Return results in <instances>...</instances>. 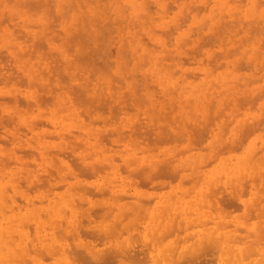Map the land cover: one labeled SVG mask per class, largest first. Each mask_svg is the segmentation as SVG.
Wrapping results in <instances>:
<instances>
[{
	"label": "rangeland",
	"instance_id": "1",
	"mask_svg": "<svg viewBox=\"0 0 264 264\" xmlns=\"http://www.w3.org/2000/svg\"><path fill=\"white\" fill-rule=\"evenodd\" d=\"M207 34L212 39H207ZM263 73L264 0H71V3L70 0H0V182L11 206L13 205L9 207L11 212H15L14 216L21 215L19 218L22 220L18 224L25 235L22 236L20 246L32 248L30 253L33 256L30 254L28 259L34 264L35 258L36 264H85L79 257L77 262L74 257L76 254L71 252L72 245L76 246L74 241L70 244L71 241L59 242V239H55L60 234L56 230L64 224L60 226L61 221L67 220L65 216L56 219L52 225L45 224L43 234L41 230L35 231V226L44 222L49 215V202L64 194L70 197V207L76 220L77 230L73 227L72 233L78 235V241L75 242L79 245L75 250L80 248L79 252H84V255L81 253L78 256L86 259L91 257V253L83 246L86 242L89 241L93 249L97 250L93 252L100 250L102 253L105 248L108 251L107 247L116 250V245L119 247L116 241L120 243L121 240L115 236L116 241H113V235L106 233L109 222L104 221L105 217L94 214L98 211L94 205L99 202L97 199H100L103 191L106 192L102 195L104 204L115 207V210L135 204L133 207L140 209L142 214L145 211V217L143 215V219L134 220L131 225H136L135 230L139 227V231L149 223L151 213L160 205L162 197L168 196V193L174 194L171 197V217L173 214L177 216L173 218L175 222L178 218L180 225L192 222L191 226L188 225L192 230L176 233L177 237L184 238L188 233L191 235L200 232L201 226L196 221L199 218L204 221L202 213L206 207L205 202L202 204L203 208L198 206L201 195L209 186L204 187L202 179L218 163L220 166L244 158L242 161L247 166L246 158L249 157L250 160L254 159L253 169L251 173L250 170L245 173L237 188L231 189L224 176L216 183L219 187L216 189L217 193L214 189L216 186H210L209 189L213 188L212 192L215 193L214 198L213 195L210 197L213 198L211 209L222 211L226 219L240 216L243 212L242 201L252 202L258 192L259 206L264 207ZM110 84H113L114 89ZM77 85L80 88H75ZM74 89L77 90V96L74 95ZM80 90H83L82 93H79ZM111 92L114 93V98ZM84 95L88 102L82 108L76 101L78 97H82L78 99V104L82 105L86 99ZM46 96L48 97L44 100ZM254 96L258 98L255 99ZM98 104L106 106L105 110L97 107ZM112 107L117 108L112 110ZM80 110L84 114L79 115ZM97 120H100L99 123ZM253 124L254 127L248 129ZM245 129L250 133L244 132ZM101 134L104 137L101 138ZM70 135L72 137H68ZM234 142L235 146L240 143L237 148H233ZM220 149L225 152H219ZM250 152L254 155L250 156ZM71 159L77 162L80 160L77 164H81L75 166H81L74 170L73 164L76 161L74 163ZM162 162L170 168L164 164L163 168ZM103 164L104 167H101ZM81 167L85 168H82L85 173L78 172ZM159 168L161 171L157 173ZM176 168L177 173L174 170ZM179 168L181 170L178 171ZM162 171L173 177H168ZM180 180L183 181V187H176ZM10 182L14 185L13 191L6 188ZM225 183L229 186L226 187ZM37 184L42 185L39 187ZM56 184L61 189L55 187ZM160 185L164 186L160 188ZM102 188L104 189L101 190ZM241 188L244 189L242 192L247 193L241 194ZM14 196L19 198L16 200ZM220 196L224 198L221 199ZM181 197L185 204L180 208L178 205ZM220 199L225 200L222 202ZM76 200L81 204L88 201V204L81 206ZM203 200L206 201V195ZM226 200H231L230 206L226 205L228 208L224 204ZM221 203L224 204L225 211ZM92 205L97 211L90 209L93 208ZM100 206L97 204V207L101 208ZM88 208L93 213L91 220L86 218L88 224L86 220L85 224H81V216L85 217L83 213ZM251 210L256 217L252 218L251 214L247 222L258 226L259 211ZM132 212H127L121 218L122 225L127 220L129 221L125 225L131 224L133 218L139 216V213L133 216ZM5 215L6 211L0 213L2 226L8 225ZM96 217L103 222L101 227L96 223L99 229L96 233L102 232L100 228L105 230L100 241L95 238H98L95 232L90 235L93 238L84 233L89 228L88 225L94 226ZM172 223L174 226L178 225ZM180 225L176 227L178 230ZM263 225L258 229L260 238L264 235ZM80 226L85 228L83 232ZM209 226L207 222L205 227ZM94 227L93 229L96 228ZM230 229L232 226L228 225L226 231ZM122 232L125 233L124 237L131 233ZM110 235L111 237H107ZM261 241L257 246L264 250V239ZM188 242L184 244L187 245ZM134 243L132 248L141 247L139 242ZM143 246L146 247L145 244ZM24 255L21 254V258ZM202 257L206 258V264L216 263L215 260L212 261V256ZM92 259L91 257L90 261L94 260ZM29 260L26 264L30 263ZM198 260L197 262L201 261Z\"/></svg>",
	"mask_w": 264,
	"mask_h": 264
},
{
	"label": "bare ground",
	"instance_id": "2",
	"mask_svg": "<svg viewBox=\"0 0 264 264\" xmlns=\"http://www.w3.org/2000/svg\"><path fill=\"white\" fill-rule=\"evenodd\" d=\"M40 2V1H39ZM70 3H71V0H70ZM147 3V2H146ZM206 3V2H205ZM168 4H171V3H168ZM66 5V4H65ZM68 5V4H67ZM70 5H72V4H70ZM198 5V4H197ZM254 5V4H253ZM255 5H256V3H255ZM254 5V6H255ZM123 6H124V4H123ZM150 6V5H149ZM168 6V5H167ZM69 6H67V8H68ZM166 7V6H165ZM170 7V6H169ZM197 7V6H196ZM37 8H38V6H37ZM66 8V9H67ZM125 8H127V6L125 7ZM69 9V8H68ZM166 9H168V7H166ZM214 10H215V8H214ZM213 10V11H214ZM251 10V9H250ZM61 11H63V10H61ZM255 11V10H254ZM64 12H66V10L64 11ZM64 12H61V13H63V15L65 14ZM215 12V11H214ZM213 12V13H214ZM62 15V14H61ZM8 18V17H7ZM206 18V17H205ZM205 18H203L204 20H205ZM181 21V20H180ZM220 21V20H219ZM227 21V20H226ZM260 21V20H259ZM205 22V21H204ZM248 22V21H247ZM233 23V22H232ZM109 24V23H108ZM200 24H202V23H200ZM204 24V23H203ZM221 24V23H220ZM228 24V23H227ZM180 25H182V24H180ZM199 27V26H198ZM216 28H217V26H215ZM218 27H219V24H218ZM258 28V27H257ZM219 29V28H218ZM217 30V29H216ZM260 31V30H259ZM248 32V31H247ZM216 33V32H215ZM214 33V34H215ZM96 36V35H95ZM206 37H207V39H209V38H211V37H209L208 36V34L206 35ZM212 39V38H211ZM210 39V40H211ZM215 39H217V37L215 38ZM251 39V38H250ZM211 42V41H210ZM32 52V51H31ZM125 53V52H124ZM228 53H230V52H228ZM126 54V53H125ZM214 54V53H213ZM216 54V53H215ZM255 54H256V52H255ZM24 55V54H23ZM219 55H220V53H219ZM217 56V55H216ZM256 55H254V57H255ZM211 57L212 58H215L213 55H211ZM210 57V58H211ZM257 57V56H256ZM253 58V57H252ZM256 59V58H255ZM246 64V63H245ZM239 65V64H238ZM238 65H236V66H238ZM241 65V64H240ZM219 67V66H218ZM242 69V68H241ZM93 71V70H92ZM76 72V71H75ZM94 72V71H93ZM95 73V72H94ZM175 73V72H174ZM264 74V73H263ZM77 77V76H76ZM126 78V77H125ZM249 78V77H248ZM259 78V77H258ZM250 79V78H249ZM254 80V79H253ZM118 81V80H117ZM250 81V80H249ZM87 82V81H86ZM112 82V81H111ZM119 82V81H118ZM83 83V82H82ZM98 83V82H97ZM101 83V82H100ZM35 84V83H34ZM88 85L90 84V83H87ZM99 84V83H98ZM213 84V83H212ZM36 85V84H35ZM80 85V84H79ZM88 85H86V86H88ZM111 85V87H113V89H114V86H112L113 84H110ZM110 85H109V87H110ZM137 85V84H136ZM214 85H215V83H214ZM59 86V85H58ZM240 86V85H239ZM41 87V86H40ZM51 87V86H50ZM71 87H74V85L73 86H71ZM76 87H78V85L77 86H75V88ZM78 88H80V87H78ZM77 88V89H78ZM91 88V87H90ZM89 88V89H90ZM239 88V87H238ZM53 89V88H52ZM52 89H51V91H52ZM56 89V88H55ZM82 89V88H81ZM112 89V90H113ZM38 90V89H37ZM40 90V89H39ZM76 89H74V91H75ZM88 90V89H87ZM246 90V89H245ZM77 91V90H76ZM76 91H75V94H74V92H72V95L74 94V95H76L77 96V94H76ZM81 91H83V90H80V92L79 93H82ZM113 92H115V91H113ZM84 93V92H83ZM118 93V92H117ZM106 94V93H105ZM111 94H112V92H111ZM114 94V93H113ZM111 95L112 97L114 96V95ZM73 95V96H74ZM95 95H97V94H95ZM95 95H93V97L95 96ZM258 96H259V93L257 94ZM79 96V95H78ZM107 96V95H106ZM122 96V95H121ZM216 96V95H215ZM48 96H46L45 98H44V100L47 98ZM84 97H85V95H84ZM95 97H97V96H95ZM261 97V96H260ZM264 97V96H263ZM49 99L48 100H50L51 98H50V95H49V97H48ZM74 97H72V99H73ZM77 98V97H76ZM76 98H74V99H76ZM82 98V97H81ZM81 98H77V101H76V104L77 105H79V106H83L84 105V103L87 101V97H85L84 99H85V101H84V99H83V103H81L82 105H80V103L78 104V99H81ZM100 98V97H99ZM106 98V97H105ZM114 98V97H113ZM122 98H124V97H122ZM133 98V97H132ZM254 98H255V96H254ZM258 98V97H257ZM257 98H255V99H257ZM89 99V98H88ZM95 99V98H94ZM97 99V98H96ZM253 99V98H252ZM255 99H253V100H255ZM17 100H18V98H17ZM135 100V99H134ZM47 101V100H46ZM81 101V100H80ZM94 101V100H93ZM92 101V102H93ZM99 101H100V103H101V99H99ZM103 101H105V99L103 100ZM106 101H108L107 99H106ZM125 101H126V99H125ZM140 101V100H139ZM25 102V101H24ZM29 102V101H28ZM74 102V101H73ZM88 102V101H87ZM86 102V103H87ZM92 102H90V103H92ZM122 102V101H121ZM246 103L248 102V101H245ZM18 103V102H17ZM89 103V104H90ZM103 103V102H102ZM107 103V102H106ZM118 103H119V101H118ZM240 103V102H239ZM18 104H21L20 102L18 103ZM24 104V103H23ZM50 104V103H49ZM128 104V103H127ZM211 104V103H210ZM245 104V103H244ZM91 105V104H90ZM92 105H93V103H92ZM98 105H100V104H98ZM97 105V107H101L102 105H100V106H98ZM117 105V104H116ZM124 105H126L125 104V102H124ZM197 105V104H196ZM238 105V104H237ZM253 105H254V101H253ZM253 105L251 106V107H253ZM113 106V105H112ZM118 106V105H117ZM122 106V105H121ZM138 106H140L139 105V103H138ZM241 106V105H240ZM106 107V106H105ZM105 107H101V110H105ZM123 107V106H122ZM239 107V106H238ZM237 107V108H238ZM83 108V107H82ZM81 108V109H82ZM103 108V109H102ZM115 108H117V107H114V109H113V107H112V110H115ZM92 109H95L94 107L92 108ZM92 109H91V111H92ZM111 109V108H110ZM131 110H132V108H130ZM139 109H140V107H139ZM99 110H100V108H99ZM139 111V110H138ZM79 112H81V114L80 113H78L79 115H82V114H84V113H82V111L80 110ZM90 112V111H89ZM106 112V111H105ZM113 112H115V111H113ZM117 112H118V110H117ZM116 112V113H117ZM110 113H112V111L110 112ZM90 114V113H89ZM137 116H138V113H137ZM8 117V116H7ZM114 117H116V116H114ZM12 118H13V115H12ZM85 118H87V115H86V117ZM138 118L139 117H137V121H138ZM164 118V117H163ZM196 118V117H195ZM117 119V118H116ZM232 119V118H231ZM84 120V119H83ZM9 121V120H8ZM95 122H96V120H94ZM98 121V120H97ZM100 121V120H99ZM99 121L97 122V123H99ZM136 121V120H135ZM38 122V121H37ZM41 122H43L44 123V121H41ZM166 122V121H165ZM39 123V122H38ZM254 124L255 123H257V122H253ZM8 124H10V123H8ZM163 124V123H162ZM254 124H253V126H248V129H250L251 127H254ZM258 124H260V123H258ZM46 125V124H45ZM198 125V124H197ZM249 125V124H248ZM252 125V124H251ZM257 125V124H256ZM166 126V125H165ZM39 127V126H38ZM56 127V126H55ZM161 127V126H160ZM162 127H164V126H162ZM257 127H259V126H256V128ZM206 128V127H205ZM263 128V127H262ZM222 129H224V128H222ZM259 129H261V128H259ZM164 130V129H163ZM253 130V129H252ZM251 130V131H252ZM254 130H256V129H254ZM179 131H180V129H179ZM248 132V133H250V131H248V130H244V132ZM106 132H109V131H106ZM122 132V131H121ZM124 132V131H123ZM126 132V131H125ZM163 132V131H162ZM188 132V131H187ZM28 133V132H27ZM183 133V132H182ZM63 134V133H62ZM243 134H245V133H242V135ZM102 135V136H101ZM100 136H101V138L102 137H104V135L103 134H101ZM111 135V134H110ZM109 135V136H110ZM114 135V134H113ZM183 135V134H182ZM190 135V134H189ZM241 135V136H242ZM45 136H50V135H46L45 134ZM51 136H52V134H51ZM55 136V135H54ZM66 136V135H65ZM107 136H108V134H107ZM172 136H174V135H172ZM184 136V135H183ZM245 136H247V134L245 135ZM53 137V136H52ZM67 137V136H66ZM68 137H72L71 135L70 136H68ZM242 137H244V136H242ZM241 137V138H242ZM10 137H8V139H9ZM101 138H100V140H101ZM66 139V138H65ZM158 140V139H157ZM245 140V139H244ZM70 141V140H69ZM193 141H197V140H193ZM242 141V140H241ZM240 141V142H241ZM31 142H33V141H31ZM157 142V141H156ZM171 142V141H170ZM244 142V141H243ZM66 143H68V141H66ZM70 143V142H69ZM235 143L236 142H234V147H233V145L231 146V148L233 147V148H237L238 146H239V144L237 145V146H235ZM238 143V142H237ZM242 143V142H241ZM256 143H257V141H256ZM75 144V143H74ZM82 144V143H81ZM131 144V143H130ZM196 144V143H195ZM198 144V143H197ZM227 143H225V145H226ZM243 144V143H242ZM241 144V145H242ZM132 145V144H131ZM228 145H229V143H228ZM227 145V146H228ZM66 146V145H65ZM194 146V145H193ZM67 147V146H66ZM241 147V146H240ZM70 148V147H69ZM75 148V147H74ZM73 148V149H74ZM82 148V147H81ZM195 148V147H194ZM197 148V147H196ZM203 148V147H202ZM205 148V147H204ZM229 148H230V146H229ZM230 148V149H231ZM189 149H192V148H189ZM228 149V148H227ZM30 150V149H29ZM63 150V149H62ZM188 150V149H187ZM236 150V149H235ZM21 151H22V149H21ZM51 152L53 151L52 149L50 150ZM57 151V150H56ZM177 151V150H176ZM225 152V150H219V152ZM255 151H257V150H255ZM27 152V151H26ZM59 152H60V150H59ZM64 152V151H63ZM62 152V153H63ZM66 152H68V151H66ZM66 152H65V154H66ZM219 152H217V154L219 153ZM249 152V151H248ZM29 153H31V151H29ZM58 153V152H57ZM69 153H70V151H69ZM68 153V154H69ZM91 153V152H90ZM93 153V152H92ZM256 153V152H255ZM30 155V154H29ZM67 155V154H66ZM69 155H72V154H69ZM93 155V154H92ZM174 155H175V153H174ZM176 155H177V152H176ZM249 155L250 156H253L252 155V153L250 152L249 153ZM34 156H35V154H34ZM37 156V155H36ZM68 156V155H67ZM73 156V155H72ZM88 156H89V154H88ZM63 157H66V156H64V154H63ZM76 156H74L73 158L74 159H76L75 158ZM37 159H38V156L36 157ZM74 159H71V160H73V162L74 161H76V160H74ZM119 159V158H118ZM244 159V158H243ZM243 159H240L239 161H234L233 163H230V162H226V163H224L223 165H220L219 166V163L217 164L218 166L216 167V168H212L213 170H211L208 174H207V176H205L203 179H202V185L205 187V185H206V187L207 186H209L208 187V190L207 191H204V192H206V193H204L203 192V195H201L202 197L200 198V200H199V206L198 207H200V208H203L204 206L202 205L203 204V202H205V205H206V210H205V208H203L204 209V211H205V213H204V211H203V213H202V217H203V219H204V221H202L200 218L198 219V220H201L200 222L197 220V219H195V220H197L196 221V223H199L198 225H200L201 226V229H200V232H198V233H196V234H189L188 233V235H190V237L188 238V235H186V236H184V238H183V236L180 238V237H177V235H176V233L177 232H182V231H186L187 232V230H192V227L190 228V227H188V225H190L192 222H190L189 221V223L190 224H181L180 225V222L178 221V218H177V222H179V223H177V222H175V218H173V217H177V216H175L174 214H173V216L171 217V209H172V205H171V202H172V198L171 197H174V194H172V193H168L167 195L168 196H164V197H162V201L159 203L160 205L159 206H157L156 208H155V211L153 212L152 211V213H151V216H150V218H149V223L148 224H146V225H144L143 226V229L141 230V231H139L138 230V228H137V230H135L136 229V225H134V227H132L131 225L133 224V222H134V220H140V219H143V215H144V213H145V211H143L144 213L142 214L141 213V211H140V209H138V208H136V207H128V206H124L123 208H121V209H118V208H116V210H115V207H113L112 208V206L110 207V206H108L107 205V203H105L104 204V202H103V197H102V195H105V193L106 192H104L103 191V194L101 195V192L102 191H100V193H99V195H101V197H100V199H99V197H98V199H97V201H99V202H97V204H98V206L99 205H101L100 207L102 208H99V207H97V204L95 203V205L94 206H96L95 208L97 209L98 208V211L97 210H95L94 209V206L92 205V207L93 208H90L92 211H93V209L95 210V211H97V212H95V211H93V212H95L94 214H95V216H98V217H100V216H102L103 218H104V221L105 222H109V224H105L106 226H107V234L109 235V234H111V235H113V237H112V239H114L113 241H116V238L118 237V238H120L121 240H119L120 241V243L118 242V241H116L117 243H118V248H117V245H116V250L113 248V247H107L108 249V251H106V248H105V250L104 251H106V252H100V250L98 251V252H93V251H97V250H94L93 249V247H92V245H91V243L88 241V242H86L83 246H84V248L86 249V251L88 252V253H91V257L94 259H92L93 261H90L91 260V257L90 258H88V259H86V257H81L80 255H81V253L84 255V252H82L81 251V253L79 252L80 250V248H77V250H75V247L77 246V245H79L77 242H75V241H78L77 240V238H78V235L77 234H74V233H72V228L74 227L76 230H77V227L75 226V223H76V220H74V213H73V210H72V208L70 207V205H71V202H70V197L67 195V194H64L63 196H61V197H59L58 199H56V200H54V201H48L49 202V205H50V207H51V209H50V211H49V215H48V217H47V219L44 221V222H41V223H39V224H37L36 226H35V231L36 232H38L39 230H41V232H42V234L44 233L43 231H44V228L46 229V227H44L45 226V224H54V222L56 221V219H59L60 217H62V216H65L66 218H67V220L65 219V220H63V221H61V223H60V226H61V224H63L62 226L64 227H60V229H58V230H56L58 233L60 232V234H58V236H59V238H58V236L56 237L55 236V239L57 240V239H59V242L60 241H62V240H68L69 242H70V244L74 241V244L76 245L75 247L72 245V247L73 248H71V250H70V248H69V251H71L72 253H74V255L76 254V256H74V257H76V259H77V262L79 261L78 260V258L77 257H79L80 259H81V261H82V259H83V263L85 262V264H200V262L202 263V264H206V258H204V257H202V256H212L211 258H213V260L212 261H216V263L217 264H264V250H261L258 246H257V243L258 242H260L261 240H263L264 239V235L263 236H261V238L259 237V231H258V229H259V227L260 226H262L263 224H264V207H260L259 206V202H260V196H259V192L256 194L255 193V199L254 200H252V202H248V203H246V202H244V201H242V204H243V212L241 213V215L240 216H236V217H234V218H230V219H226L225 218V214L222 212V211H220V210H218V209H216V210H214L213 211V209H211L212 208V203H211V200L214 198V194L215 193H217L218 191L216 190L217 189V187L218 186H216V183L218 182V181H220L219 179H222L223 178V176H224V178H227V182L231 185L230 186V188L231 189H235V188H237L238 187V185H241V183H242V177L245 175V173L247 172V171H249L250 170V173H251V171H252V169H253V165H252V161L254 160V159H251L250 160V158L249 157H247L246 158V163H247V166H244L245 165V163H244V161H242ZM80 161V160H79ZM78 161V162H79ZM6 162H7V160H6ZM14 162V161H13ZM77 161H76V163L75 164H73L72 163V161L70 162L69 161V163L71 164H73V167L78 163ZM170 162V161H169ZM207 163L209 162V161H206ZM9 163H11V161L9 162ZM168 163V162H167ZM8 164V163H7ZM79 164H81V163H79ZM79 164H77V165H79ZM105 165L107 164V163H104ZM104 164L101 166V165H99V167L101 166V167H104ZM164 164V162H162L161 163V165H163ZM165 165V164H164ZM164 165H163V168H165V167H167V168H170V166L168 165V164H166L165 165V167H164ZM169 167H168V166ZM35 166V165H34ZM81 166V165H80ZM79 166V167H80ZM90 165H88L87 166V169H89L88 167H89ZM79 167H74V170L75 169H78ZM101 167H100V169H101ZM108 167V166H107ZM107 167H105L106 168V170L108 169ZM151 167V166H150ZM65 168V167H64ZM83 167H81L80 169H81V171H78L79 173L81 172V173H83L84 172V170L83 169H85V168H83ZM91 168V167H90ZM104 168V169H105ZM160 168H162V167H160ZM160 168L158 169V171H157V173H159L161 170H160ZM181 168V167H180ZM178 169V171L179 170H181V169H186V168H181V169ZM97 169V168H96ZM126 169V168H125ZM189 169V168H188ZM83 170V171H82ZM95 170V169H94ZM136 170V169H135ZM147 170H149V169H147ZM175 171H176V173H177V168L176 169H174ZM92 171H93V169H92ZM132 171V170H131ZM150 171V170H149ZM166 171V170H165ZM174 171V172H175ZM100 172H101V170H100ZM129 172V171H128ZM154 172V171H153ZM163 172V171H162ZM220 172V173H219ZM55 173V172H54ZM80 173V174H81ZM85 173V172H84ZM91 174L93 173V172H90ZM94 173H95V171H94ZM132 173V172H131ZM130 173V174H131ZM143 173V172H142ZM144 173H145V171H144ZM151 173V172H150ZM156 173V174H157ZM77 176H80V174L78 175L77 173H75ZM96 174V173H95ZM161 175H162V173H160ZM163 174H166L167 175V173H164L163 172ZM83 175H85V174H83ZM90 175V174H89ZM105 175H106V173H105ZM153 175V174H152ZM151 175V176H152ZM171 176H172V174H170ZM170 175H167L168 177L170 176ZM47 177H48V175H46ZM66 176H68V174L66 175ZM65 176V177H66ZM82 176V175H81ZM88 175H86V177H87ZM154 176H155V174H154ZM154 176H152V177H154ZM165 177V175H164V177L165 178H168V177ZM197 176H199V175H197ZM57 177V176H56ZM69 177V176H68ZM91 177H92V175H91ZM143 177V176H142ZM145 177V176H144ZM152 177H151V179H152ZM173 177V176H172ZM194 177V176H193ZM255 177V176H254ZM49 178V177H48ZM69 178H71V177H69ZM73 178V177H72ZM85 178V177H84ZM88 178V177H87ZM199 177H197V179H198ZM256 178H257V176H256ZM20 179H22V178H20ZM41 179V178H40ZM43 179V178H42ZM170 179H171V177H170ZM172 179H174V178H172ZM188 179V178H187ZM190 179V178H189ZM192 179V178H191ZM19 180V179H18ZM46 180V179H45ZM9 181V180H8ZM21 182H23V180H20ZM19 181V183H21ZM117 181H119V180H117ZM184 181H185V179H184ZM225 181V182H226ZM245 181V180H244ZM255 181V180H254ZM264 181V180H263ZM7 182V181H6ZM45 182V186L47 185V183H46V181H44ZM172 182V181H171ZM186 182H189V180H186ZM11 183V182H10ZM33 183H34V181H33ZM42 183H43V181H42ZM138 183V182H137ZM148 183V182H147ZM167 183V182H166ZM194 183H195V181H194ZM222 183H224V182H221V184ZM244 183V182H243ZM254 183V182H253ZM255 183H256V181H255ZM254 183V184H255ZM5 185H6V183H4ZM7 184H9V183H7ZM23 184V183H22ZM215 185L216 186V188H214L215 189V193H214V191L212 192V189H209L210 188V186L211 185ZM229 184H227V183H225L224 185H227L226 187H228L229 186ZM245 184V183H244ZM263 184V183H262ZM40 185H42V184H40ZM39 184H37V186H39V187H41ZM196 185V184H195ZM218 185V184H217ZM224 185H223V188H224ZM22 186H24V185H22ZM34 186V185H33ZM93 186V185H92ZM164 185H160V188L161 187H163ZM203 186H201V187H203ZM220 186V185H219ZM256 186V185H255ZM32 186H28V188H31ZM43 187V186H42ZM48 187V186H47ZM52 187V186H51ZM55 187H58L57 186V184H56V186ZM85 186H83L82 188H84ZM174 187H175V185H174ZM176 187H183V181H181L180 180V182L179 183H177V186ZM195 187V186H194ZM243 187V186H242ZM7 189L8 188H10L12 191L14 190V185H12V183L11 184H9V185H7V187H6ZM26 188H27V186H26ZM34 188V187H33ZM53 188V187H52ZM60 188V186L58 187V189ZM75 188H80V187H75ZM219 188V187H218ZM243 188H245V185H244V187ZM243 188H241V194H246L247 192H242L244 189ZM61 189V188H60ZM85 189V188H84ZM86 189H88L87 187H86ZM104 188H102L101 190H103ZM171 189V188H170ZM179 189V188H178ZM243 189V190H242ZM28 190V189H27ZM30 190V189H29ZM83 189H81V191H82ZM90 190V189H89ZM92 190V189H91ZM211 190V191H210ZM8 191H10L9 189H8ZM46 191V190H45ZM202 191H203V189H202ZM238 191V190H237ZM259 191H261L260 189H259ZM83 192H85V190L83 191ZM95 192V191H94ZM97 192V191H96ZM96 192H95V194H96ZM112 192V191H111ZM221 192V191H220ZM87 193H88V191H87ZM89 193H91V191L89 192ZM92 193H93V191H92ZM176 193V192H175ZM188 193V192H187ZM46 194H48L47 193V191H46ZM85 194V193H84ZM95 194H93V195H95ZM98 194V193H97ZM96 194V195H97ZM113 194V193H112ZM115 194V193H114ZM139 194V193H138ZM195 194H196V192H195ZM197 194H198V191H197ZM196 194V195H197ZM221 194V193H220ZM235 194V193H234ZM241 194H240V196H241ZM89 195V194H88ZM92 195V194H91ZM116 195V194H115ZM114 195V196H115ZM173 195V196H172ZM195 195V196H196ZM205 195H206V201L205 200H203L204 198H205ZM213 195V198H210L211 196ZM223 195V194H222ZM54 196H56V195H54ZM117 196V195H116ZM120 195H118V198H121V197H119ZM122 197L124 196L125 197V195H121ZM183 196H185V195H183ZM15 197V199L16 198H19L18 196L16 197V196H14ZM91 197H93V196H91ZM153 197V196H152ZM221 197H223L224 198V196H220L219 198H221ZM236 197V195L234 196V198ZM110 199H111V197H109ZM112 198H114V197H112ZM175 198H176V196H175ZM175 198H173V199H175ZM219 198H216V199H219ZM232 198V197H231ZM75 199V198H74ZM86 199V198H85ZM114 199H116V200H118L116 197L114 198ZM153 199H154V197H153ZM222 199V198H221ZM220 199V200H221ZM259 199V200H258ZM261 199H262V197H261ZM17 200V199H16ZM21 199H19V201H20ZM139 200H142V199H139ZM149 199H147V201H148ZM177 200V199H176ZM220 200H219V204H220ZM225 199H223V200H221L222 202L224 201ZM234 200V199H233ZM18 201V202H19ZM44 201V200H43ZM80 201H82L83 202V200H80ZM87 201V200H86ZM88 201H89V199H88ZM88 201L86 202L87 204H88ZM143 201V200H142ZM145 201V200H144ZM259 201V202H258ZM264 201V200H263ZM38 202V201H37ZM78 201L76 200V203H77ZM227 202V203H226ZM226 202L224 203L225 204V206L226 205H229V202H231V200H229V202L226 200ZM78 203H80L81 204V202H78ZM85 202H83L82 204H81V206L83 205L84 206V204H86ZM144 203V202H143ZM148 203V202H147ZM179 203H180V205H178V206H180V208L182 207V205L183 204H185V202H184V200H183V198L181 197V198H179ZM191 203V202H190ZM198 203V202H197ZM234 203V202H233ZM192 204V203H191ZM222 204L223 203H221V206H222ZM224 204H223V206H224ZM23 205V204H22ZM25 205V204H24ZM148 205V204H147ZM263 205H264V203H263ZM136 206V205H135ZM222 206V207H223ZM225 206L222 208L223 210L225 209ZM230 206V205H229ZM240 206V205H239ZM6 207H7V209H6ZM9 207H13V205L11 206V204H10V201H9V199L7 198V196H6V194H5V189H4V186H3V184L0 182V213L1 212H5L6 211V215H5V217L7 216V219H6V222L8 223V225L7 226H2V221L0 222V264H26V263H28V256L32 253V248L31 249H29V247L26 249V248H21V246H20V242L22 241V236H24L25 235V232H23L22 231V228L20 227V225L18 224V222H19V220H22V218H19L21 215L20 214H16V216H14V214H15V212H11L12 211V209H10ZM21 207H23V206H21ZM227 208H228V206H226ZM241 207V206H240ZM15 208V207H14ZM136 208V209H135ZM176 208V207H175ZM174 207H173V209H175ZM226 208V209H227ZM232 208H233V206H232ZM89 208L88 209H85V212L83 213V214H85L84 216V218H83V216H81L80 218V223L82 224L83 222H84V220H86V223L88 224V221H87V219L88 220H91V216H92V212H91V210H90ZM100 209V210H99ZM138 209V210H137ZM202 209V210H203ZM238 209V208H237ZM251 209H258V214H257V224H258V226L254 223H251V222H247V219H250V215L251 216H253L252 218H254V217H256V216H254L253 215V213H251V212H253V210H251ZM14 210V209H13ZM131 210V211H130ZM133 210H136V212H132ZM141 210H142V208H141ZM210 210H212L213 212H211ZM233 210V209H232ZM225 211V210H224ZM231 211V210H230ZM124 212V213H123ZM127 212L128 213H131L132 212V215L133 216H135L137 213H139V216L137 215V217H136V219H134L133 218V221H132V223L131 224H129V225H125V223L126 222H128L129 220H127L125 223H124V225H122L120 222L122 221V219L121 218H123L124 217V215L125 214H127ZM199 212V211H198ZM250 212V213H249ZM173 213H177V212H173ZM181 214H182V212H180ZM79 214V213H78ZM97 214V215H96ZM105 216H104V215ZM112 214V216H110ZM178 214V213H177ZM45 215H46V212H45ZM81 215V214H80ZM79 215V216H80ZM131 215V216H132ZM142 215V216H141ZM180 215V214H179ZM43 216H44V214H43ZM78 216V215H77ZM94 216V215H93ZM128 216V215H127ZM127 216H125V218L127 217ZM130 216V217H131ZM98 217H96L94 220L95 221H93V225L96 227H94V226H90V225H88V229L87 230H89L90 229V231H87V230H85L84 231V229L80 226L79 228H82V232L84 231V233L85 234H87L89 237H90V235H92V234H94V232H95V235L96 236H98V238L97 237H95V235H94V237L98 240V241H100L101 239H102V237L104 236L103 234H104V231H103V229L101 230V225L103 224V222H102V220H100V219H97ZM102 217H101V219H102ZM129 217V216H128ZM127 217V218H128ZM144 217H145V215H144ZM87 218V219H86ZM94 218V217H93ZM112 218H113V220H112ZM181 218V217H180ZM188 218V217H187ZM194 218V217H193ZM42 219H43V217H42ZM130 219V218H129ZM151 219V220H150ZM124 220V219H123ZM126 220V219H125ZM124 220V221H125ZM131 220V219H130ZM173 220V221H172ZM182 219H180V221H181ZM185 220V219H184ZM227 220H230V221H227ZM188 221V220H187ZM227 221V222H226ZM91 222V221H90ZM172 222H174V223H177L176 225L177 226H179L180 225V229L178 230L177 228V226H174V224L172 223ZM182 222H183V220H182ZM181 222V223H182ZM193 222H195L194 220H193ZM208 222V224H210V226L209 227H205V225H206V223ZM96 223H99L100 225V232L101 233H96V230L98 229L97 228V226H96ZM185 223H187V222H185ZM33 224V223H32ZM80 224V225H81ZM83 224H85V222L83 223ZM91 224V223H90ZM192 225V224H191ZM190 225V226H191ZM228 225H231L232 226V229H230V230H227L226 231V228H227V226ZM131 226V227H130ZM264 226V225H263ZM28 227V226H27ZM29 227H30V225H29ZM55 227H56V224H55ZM93 229V227L95 228V229H93V232H92V229ZM130 227V228H129ZM177 227V228H176ZM32 228V227H31ZM30 228V229H31ZM57 228V227H56ZM55 228V229H56ZM134 228V229H133ZM262 228V227H261ZM260 228V229H261ZM62 229V230H61ZM134 230L133 232H131V230ZM182 229V230H181ZM61 230V231H60ZM56 231H54V233L56 234ZM87 231V232H86ZM99 231V229L97 230V232ZM122 231H125V232H131V233H128L129 235L128 236H126V237H124L123 236V234H125V233H123ZM79 232H80V230H79ZM261 233H262V231H260ZM30 233L31 232H29V235H30ZM240 233V234H239ZM14 234H15V237H14ZM52 234V233H51ZM84 234V235H85ZM263 234H264V230H263ZM82 234L80 233V236H81ZM83 235V236H84ZM87 235H85L87 238H88V236ZM111 235L110 236H107V237H111ZM127 235V234H126ZM102 236V237H101ZM115 236H117V237H115ZM174 236H175V239H174ZM49 237H51L50 236V234H49ZM48 237V238H49ZM101 237V239H99ZM68 238V239H67ZM90 238H93V236L92 237H90ZM95 238H94V240H95ZM33 239V238H32ZM38 239V238H37ZM112 239H110V241L112 240ZM34 240H35V238H34ZM52 240V239H51ZM54 241V240H53ZM67 241V242H68ZM104 241V240H103ZM112 241V242H113ZM188 241H190V242H188ZM28 242V241H27ZM69 242H68V244H69ZM134 242H139L140 244L139 245H141V247H139V248H137V246H134V248L136 247V249H134V248H132L131 247V245L132 244H135ZM186 242H188L187 243V245H185L184 243H186ZM262 242V241H261ZM260 242V243H261ZM22 243H25V241H23ZM41 243V242H40ZM64 243V242H63ZM105 243V242H104ZM111 243V242H110ZM29 244V242L27 243V245ZM42 244V243H41ZM59 244V243H58ZM61 244H62V242H61ZM73 244V243H72ZM83 244V243H82ZM96 244H98L97 242H96ZM101 244V243H100ZM145 244V246L146 247H144L143 245ZM262 244H264V243H262ZM99 245V244H98ZM138 245V246H139ZM259 245V244H258ZM42 246H43V244H42ZM112 246V245H111ZM114 246V245H113ZM36 247H39V245L38 246H36ZM44 247V246H43ZM89 247H91V250L89 249ZM83 248V247H82ZM34 249H35V247H34ZM41 249V248H40ZM104 249V248H103ZM102 249V250H103ZM114 249V250H113ZM49 250V249H48ZM59 250H61V249H59ZM63 250H65L66 251V249H64L63 248ZM30 251H31V253H30ZM35 251V250H34ZM41 251H43L42 249H41ZM75 251V252H74ZM67 252V251H66ZM42 252H39V254H41ZM43 253H45L44 251H43ZM42 253V254H43ZM55 253V252H54ZM56 253L58 254V252L56 251ZM70 253V252H69ZM100 253V254H99ZM21 254H25L22 258H21ZM71 254V253H70ZM78 254H80L79 256H78ZM32 255V254H31ZM73 255V254H72ZM86 255V254H85ZM88 255V254H87ZM93 255V256H92ZM33 256V255H32ZM67 256L69 257V255L67 254ZM44 258H45V255L43 256ZM21 258V259H20ZM85 258V259H84ZM34 259V258H33ZM32 259V260H33ZM41 259H43V258H41ZM201 260L200 262H197V260ZM198 260V261H199ZM207 260H209L208 258H207ZM35 264H36V258H35ZM96 261V262H95ZM209 261H211V260H209ZM15 262V263H14ZM29 264H34V263H32L30 260H29ZM51 263V262H50ZM210 263H212V262H210ZM216 263H214V264H216ZM44 264V263H43ZM69 264V263H68Z\"/></svg>",
	"mask_w": 264,
	"mask_h": 264
}]
</instances>
